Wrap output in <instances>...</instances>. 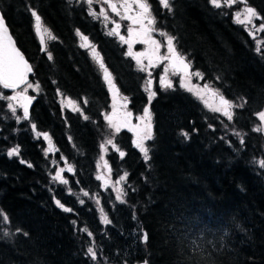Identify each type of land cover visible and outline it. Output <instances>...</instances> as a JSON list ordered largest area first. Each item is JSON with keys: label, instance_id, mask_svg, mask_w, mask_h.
Here are the masks:
<instances>
[{"label": "trees", "instance_id": "1", "mask_svg": "<svg viewBox=\"0 0 264 264\" xmlns=\"http://www.w3.org/2000/svg\"><path fill=\"white\" fill-rule=\"evenodd\" d=\"M245 1L264 23V0ZM148 3L153 28L175 37L191 70L235 103L233 118L209 111L177 84L170 90L154 85L156 95L147 103L133 60L82 3L0 0L5 23L32 67L30 82L39 85L29 119L19 123L0 88V264H264V138L254 131L255 114L264 108V50L257 52L232 21L231 8L171 0L168 11L155 0ZM30 10L55 36L46 40V51ZM77 30L95 46L127 109L137 114L147 107L151 114L148 161L124 129L113 137L119 151L105 156L112 177L128 174L123 203L107 202L95 179L111 97ZM58 95L80 111L60 107ZM33 124L36 135L48 134L52 152L34 136ZM13 146L19 155L9 157ZM60 169L67 183L53 180ZM80 189L96 195L100 209ZM99 212L109 224L100 223Z\"/></svg>", "mask_w": 264, "mask_h": 264}, {"label": "snow or ice", "instance_id": "2", "mask_svg": "<svg viewBox=\"0 0 264 264\" xmlns=\"http://www.w3.org/2000/svg\"><path fill=\"white\" fill-rule=\"evenodd\" d=\"M86 2L89 5V15L93 16V18H98L97 13L93 12L91 10V5L93 3V0H86ZM105 4L108 5V8L111 10V12L115 13L117 16H120L121 19H127L131 21L133 25H139V29L130 27L128 29V38L125 39L124 36H120L119 28L120 25L118 23L115 24V27L112 28V30L108 33V35H117L120 36V39L122 42L128 44V55L132 56L138 65V68L140 71H144L146 67H155L157 63L161 61H167V64L165 66V73L171 69L173 73L181 72L183 75L181 76V86L185 87L188 91L192 92L195 96H197L199 99L204 100L205 106L209 107L210 110L215 112H220L222 115L227 117L229 120L233 118L232 108L234 105L225 99V97L219 93L218 90L212 89L208 84H205L203 88L195 87L191 84V77L193 75L203 78V74L199 72H191L190 68L191 65L188 61H186L185 57L181 55L174 44L175 37L165 33L160 32L161 36H164L166 39V47H167V54L161 55L160 54V48L161 43L155 39H153L151 33L155 31V29L152 27L156 21L155 18L151 14L150 5L147 2V0H122V2L117 5V3H114L113 0H103ZM209 2L212 4L215 8H220L223 5L231 6L232 4L236 3V0H209ZM160 4L162 7L167 9L168 11H172V5L171 0H160ZM121 9H123V12H121ZM31 15L35 18V31L37 33V36L40 39L41 43V49L42 51L47 50L46 46V40H53L55 39V36L51 33V31L44 27L41 21V17L37 14L35 10H30ZM99 16H102L104 20H108L109 16L108 13L104 11V9L100 10ZM253 18L261 19L259 17L256 10L252 7L246 6L243 9V19H241V13H237L235 16V22L241 23V24H252ZM253 28L256 32H264V23H262L258 28L253 25ZM81 38V47L84 48H90L93 59L99 64L100 68L102 69L104 73V79L105 82L109 86V90L113 93V112L111 115H106L105 119L108 121L109 126L114 128L116 132H119L121 127H128L129 130L134 131L136 134V139L133 141L136 148L139 149V151L142 153L143 158L145 161H148L150 159L149 155V147L146 146V141H150L153 139L152 134V125H151V114L149 112V109L146 107L144 109V115L142 117H139L141 121H143V126L137 125V126H131L130 120L128 119L131 116L130 112H125L123 116L117 115V104L116 100L119 96V91L116 89L115 84L113 83L111 74L108 72L107 68L104 66L102 58H100L99 53L96 51L95 46L90 45L88 43V38L82 33H80L79 30H77L76 33ZM249 35L254 36L253 31H249ZM139 40V42H142L146 44L148 47L143 53H133L132 52V43ZM264 47V43L257 40V52L261 51V48ZM48 58L51 60L52 55L51 53H48ZM143 59L148 60V65H144ZM32 72L31 66L28 64V62L24 59L23 55L20 53V51L15 47V44L12 40L11 35L9 34L8 28L5 24L3 16H0V85L3 86V88L6 89H17L20 85H25V88L23 92H16L14 95L9 97H4L9 101L8 108L12 112L14 116H16V106H20L23 108V117L16 116L17 123L21 121V119L27 120L29 119V111L28 106L31 104L33 97L27 96V90L29 88H35V90H39V85H33L31 83H28L27 77L28 74ZM151 75V73H149ZM161 86L165 88L172 87L171 82L167 79V75L161 77ZM148 92V99L149 103H151L153 97L156 95L154 91H152V81L149 79L146 82V89ZM208 95L214 99H218V104H209L208 101L205 99V95ZM125 102L127 101L126 97L122 98ZM69 105L73 106L74 111H79V107H77L74 102L71 100L68 101ZM126 106V104H125ZM242 106V105H240ZM87 119V117H85ZM258 118L261 121L262 124H264V111H261L258 113ZM32 129L34 132H36V125H32ZM264 129L256 128L254 131H261ZM43 136L44 139L48 140L49 142V149L48 151L52 150V144L51 139L48 136L47 133H39L37 132V136ZM182 135L185 136V138H188V134L186 132L182 133ZM239 135V133H237ZM241 144L244 143L243 138H241ZM107 144L112 145L114 149L119 151V149L116 147V145L113 143L111 139L106 141ZM102 151L104 149V145H101ZM19 147L16 146L8 151V156H17L19 155ZM47 154V153H46ZM125 154L124 152L120 151V156L123 157ZM21 163H24L22 160ZM31 167V164L28 165ZM262 168H264V161L261 162L260 165ZM71 171V168L68 169ZM63 171V170H61ZM61 171H57L56 175L53 177V180L59 181L61 183H67L66 180H64L61 176ZM127 173H125L123 176L119 178V180L116 182L117 185H119L122 181H125L127 177ZM97 179H102V177L97 176ZM116 191L118 193L117 199L120 200L121 203L124 202V190L122 188L117 187ZM87 195V193H85ZM83 203V201H81ZM56 204L58 207L62 208L64 211H71V209L64 208V206L60 203L59 200L56 201ZM5 219L7 220V216H5ZM102 222L104 224H109L110 221L107 219L106 216L102 217ZM75 223V222H73ZM82 231H87V229H82ZM4 235H8V233H4ZM89 236L92 235L91 232L88 233ZM147 237L145 236V240ZM87 254L91 256L93 260L96 259V253L94 251V247H88Z\"/></svg>", "mask_w": 264, "mask_h": 264}, {"label": "rangeland", "instance_id": "3", "mask_svg": "<svg viewBox=\"0 0 264 264\" xmlns=\"http://www.w3.org/2000/svg\"><path fill=\"white\" fill-rule=\"evenodd\" d=\"M72 1L75 2V3H82L85 6L86 12L89 14V5L86 2V0H72ZM113 2L117 3V5H119L122 2V0H113ZM156 2L158 3V5L161 8L165 9L164 7L161 6L160 0H156ZM245 7H246V5H244L241 2V0H236V3L232 4L231 6H226V5H223V3H222V7H220V8H231L232 9V21L235 22L234 18H235L237 13H241V19H243V9ZM101 9H104V11L108 13L109 19L107 21L104 20V18L102 16H99V13H100ZM91 10L93 12L97 13L98 18H93V16H91V15L90 16L93 19H96L98 21L100 27L102 28V30L106 34H108L112 30V28L115 27L116 23H118L120 25V28H119L120 36H124L125 39L128 38V29L130 27L139 29V25H133L131 23V21H129L127 19H121L120 16H117L115 13L111 12V10L108 8V5L105 4L103 2V0H93V3L91 5ZM121 12H123V9H121ZM235 23H237V22H235ZM237 24H239L240 26H242L246 30L247 35H249V31H253L254 32V36L253 35H249V36L253 40L255 49L257 48V40H259L262 43H264V32H256L255 29L253 28V25H255L258 28L262 24V22H259L258 19L253 18L252 24H241V23H237ZM160 32H163V31L155 30V31H153L151 33V35H152L153 39L159 41L161 43V45H162L161 48H160V54L161 55H166L167 54L166 39H165L164 36L160 35ZM112 36L116 37V39L119 41V44L122 45V47L124 48V50H125L124 52L126 53V55H128L127 54L128 53V44L122 42L121 39H120V36H117V35H112ZM78 40H79V44L81 45L82 41H81L80 37H78ZM89 44L91 45V43H89ZM147 47L148 46L146 44H144L142 42H139V40H137L136 42L132 43V52L133 53H143L146 50ZM85 49L87 50V52L90 55V57L92 58L93 62L95 63V65L99 69V71H100V73L102 75V78L104 79V73H103L102 69L100 68L99 64L93 59L92 55L90 54L91 49L90 48H85ZM261 50H264V47H262ZM129 57H131V59L133 60L134 69L136 71H138L139 73H141V75H142V80H141L140 86H141L142 90L145 93L147 103L149 102V99H148V92L145 90L146 89V82L149 79H151L152 88H153L154 85H157L162 90H170V89L174 88L175 84H177L180 88H182L183 90L187 91L193 97H195L198 101H200L201 104L206 109H208L209 111H211L213 113L219 114L220 116L222 115L220 112H215V111L210 110L209 107L205 106L204 100L199 99L192 92L188 91L185 87L181 86V76L183 75V73H181V72L173 73V71L171 69H169V71L166 74L165 73V66L167 64V61H161V62L157 63L155 67H146V69L144 71H140L139 68H138L136 60L130 55H129ZM143 63H144V65L147 66L148 65V60L147 59H143ZM190 71L193 72V73L197 72V71H194V70H190ZM149 73H151V75H149ZM165 75H167V79L172 84V87H170V88H165V87L161 86V83H160L161 77H163ZM104 82H105V79H104ZM29 83H31V82H29ZM31 84H33L34 86L36 85L34 83H31ZM191 84L193 86H195V87H198V88H203L205 84H208L212 89L218 90L217 88H215L210 83L202 82L201 78L197 77L195 75H193L191 77ZM105 85H106V87L108 89V92L110 94L111 102H110V106H109L108 111L103 113V118L104 119H105L106 115H111L112 112H113V93L109 90V86H108V84L106 82H105ZM24 88H25V86L20 88L17 91L8 92L6 95H1V98L5 101L7 108H8L9 101L6 98H4V97L12 96L16 92H23ZM37 92L38 91L35 90V88L33 87V88H29L27 90L26 94L35 95ZM219 93H220V91H219ZM120 97L121 96L119 95L117 100H116L118 117L119 116H123V114L125 112H130L131 116L128 119L130 120L131 126H133V127L137 126V125L143 126L144 122L141 121L138 118L142 117L144 115V110L141 113H137V114L132 113L129 109H127V102L126 103H125V101L123 102L122 99H120ZM205 99L208 101L209 104H218L219 103L217 101V99H214V98L208 96L207 94L205 95ZM69 100H71V99H69L67 97H64V96H61V95L57 96V102H58L60 107H62V108L67 107V108L73 110V106L68 104ZM71 101L74 102L73 100H71ZM231 103L235 107V103H233V102H231ZM74 104L78 107V105L75 102H74ZM125 104H126V106H125ZM233 108H232V111H233ZM16 111L18 112V115H16V116L23 117L22 113H21V107L20 106H18V105L16 106ZM79 111H77V112H79ZM261 111H264V108ZM261 111L259 110L255 114V116H256V118L258 119V122H259V125H257L256 128L264 129V124H262L261 121L258 118V113H260ZM16 116H15V118H16ZM222 116L225 119H228L224 115H222ZM105 121H106V128L108 129L109 132H108V135L104 136L103 140L99 143V152H98L99 154H98V157H97V160H96V163H95V166H96L95 179H96L97 183L99 185H101V191H102V194L105 196V199L106 200H108V199L111 200V201H107V202H109L110 204L113 203V202L121 203L120 200L117 199L118 193L116 191V188L119 187V188H122L124 190V181H122L119 185H117L116 182L125 173H122V174H120L119 176H116V177H112L111 173H110V170H109V167H108V164H107V161H106V158H105L106 154H108L111 150H114L112 145L107 144L106 141L109 140V139H111L113 141L114 135L117 134L118 132H116L114 128L109 126V123H108V121L106 119H105ZM127 128L128 127H121L120 131L123 130V129L126 130ZM127 132H129L131 140H132V144L135 147V145L133 143V141L136 139L135 132L129 130V128L127 129ZM260 133H261V135L264 138V130H261ZM33 134H34L35 137H37L35 132H33ZM41 139H42V141H43V143L45 145L44 149L48 151V149H49L48 140L44 139V137L42 135H41ZM102 144L104 145V149H105L103 151L101 149V145ZM14 147H16V146L11 147L10 149H12ZM10 149H8V151ZM53 150L54 149H53V146H52V150L49 151V152H52ZM136 150L140 153L141 158H143V155L139 151V149L136 148ZM8 151H7V153H8ZM51 165L55 166L56 164L54 162H51ZM61 170H63V169H60L59 171H61ZM56 173H57V170H56ZM56 173H55V175H56ZM61 173H62V171H61ZM97 176L102 177V179H97ZM79 193L85 199L91 201L92 204L97 207V209H100L99 204L101 205L102 203H101V200H99L96 195H90V194L87 193V190H83V189H80ZM85 193H87V195H85ZM124 193H125V190H124ZM124 197H125V195H124ZM81 198L82 197L78 196V199H77L78 204L81 203V201H82V200H80ZM104 203L105 202L103 201V205H104ZM103 213H104V211H103ZM99 215H100V217L97 216L98 220H100V223L102 225H105L102 222V217H104V215L101 212H99ZM106 217H108V216H106Z\"/></svg>", "mask_w": 264, "mask_h": 264}, {"label": "water", "instance_id": "4", "mask_svg": "<svg viewBox=\"0 0 264 264\" xmlns=\"http://www.w3.org/2000/svg\"><path fill=\"white\" fill-rule=\"evenodd\" d=\"M0 16H2L1 12H0ZM4 21H5V20H4ZM5 24H6V23H5ZM6 26H7V25H6ZM7 28H8V27H7ZM8 31H9V29H8ZM35 33H36V31H35ZM9 34L11 35L10 31H9ZM36 35H37V33H36ZM11 37H12V35H11ZM37 37H38V36H37ZM12 40H13V42H14V44H15V47L20 51V53L23 55L24 59L28 62V60L25 58L24 54H23V53L21 52V50L17 47V45H16V43H15L13 37H12ZM38 40H39V43H40V39H39V37H38ZM40 45H41V43H40ZM186 61H187V60H186ZM28 64L30 65L29 62H28ZM30 66H31V65H30ZM31 68H32V67H31ZM32 73H33V70H32V72H30V73L28 74V77H27L28 82H29V79H30ZM23 86H25V85H20V86H19L17 89H15V90H13V89H6V88H3L2 85H0V88H1L3 91H5V92H14V91H17L18 89L22 88ZM26 95H27V96H30V97H33L31 104L28 106V111H29V109H30V107H31V105H32V103H33V101H34V99H35V96H34V95H29V94H26ZM217 101H218V99H217ZM218 102H219V101H218ZM21 113H22V115H23V108H22V107H21ZM127 129H128V128H127ZM135 264H146V262H145V261H139V262H136Z\"/></svg>", "mask_w": 264, "mask_h": 264}, {"label": "flooded vegetation", "instance_id": "5", "mask_svg": "<svg viewBox=\"0 0 264 264\" xmlns=\"http://www.w3.org/2000/svg\"><path fill=\"white\" fill-rule=\"evenodd\" d=\"M147 1H151V0H147ZM156 1V0H155ZM241 2L244 4V5H246V1L245 0H241ZM246 6H248V5H246ZM140 27V26H139Z\"/></svg>", "mask_w": 264, "mask_h": 264}]
</instances>
